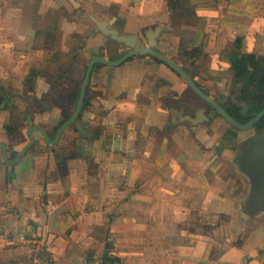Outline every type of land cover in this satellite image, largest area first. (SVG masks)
<instances>
[{
	"label": "crops",
	"instance_id": "1",
	"mask_svg": "<svg viewBox=\"0 0 264 264\" xmlns=\"http://www.w3.org/2000/svg\"><path fill=\"white\" fill-rule=\"evenodd\" d=\"M169 1L0 0L7 159L32 126L56 138L92 59L134 48L104 24L137 47L154 43L220 101L201 81L234 76L243 54L264 56V0ZM87 92L55 145L36 130L15 164L0 147V264H35L42 251L51 264H264V201L253 213L242 201L241 142L230 139L247 130L206 118V101L150 54L97 63Z\"/></svg>",
	"mask_w": 264,
	"mask_h": 264
},
{
	"label": "water",
	"instance_id": "2",
	"mask_svg": "<svg viewBox=\"0 0 264 264\" xmlns=\"http://www.w3.org/2000/svg\"><path fill=\"white\" fill-rule=\"evenodd\" d=\"M106 33L111 34L114 39L118 40L121 43H126L130 47H134L131 51L127 52L122 58H120L117 61H111L109 59H106L105 57H95L92 59L88 65V69L84 78V81L82 83L81 87V94L79 98L78 105L76 107V110L72 117L66 121L58 130L57 136L54 140H51L46 129L40 126H32L29 129V137H30V142L28 145L19 153L18 157L10 161L7 159V147L3 144L0 143V147H2L4 151L3 158L4 160L9 163V164H15L17 163L21 157L30 149V147L34 144L35 142V137L33 135V132L36 130H39L43 133L45 140L48 144L55 145L63 131L69 127L71 124L75 123L81 114L82 107L86 98V93H87V88L89 86V83L92 79L93 72L95 65L97 63H103L111 66H118L129 60L131 57L137 55V54H151L154 55L160 59H162L164 62H166L168 65H170L177 73H179L189 84V86L197 93L202 99H204L207 103L212 105L217 112L222 115L229 123H231L233 126L240 130H251L254 128L257 122H259L263 117H264V109L256 116L254 117L251 121L248 123L242 124L238 122L236 119H234L223 107L218 101H216L214 98L210 97L207 93H205L198 85L197 83L191 78V76L177 63H175L171 58L168 56L164 55L163 53L157 51L156 49L153 48L154 43L152 44L151 47H137V41L136 37L134 36H124L120 35L118 31L116 30H108ZM245 159L246 161L249 162L250 167L253 169V171L257 174L261 181V190L264 193V136L263 137H258L256 139H251L249 143L246 145L245 150ZM264 200V196L262 198Z\"/></svg>",
	"mask_w": 264,
	"mask_h": 264
},
{
	"label": "trees",
	"instance_id": "3",
	"mask_svg": "<svg viewBox=\"0 0 264 264\" xmlns=\"http://www.w3.org/2000/svg\"><path fill=\"white\" fill-rule=\"evenodd\" d=\"M169 3L174 5L175 1L170 0ZM125 54L126 53H124L122 56ZM134 57L135 56L131 57L130 59ZM155 58L161 62H164L162 59L156 56ZM235 66L236 69L233 77V81L236 85L234 89L235 93L233 94L234 97L229 99L228 107H225V109L234 119L242 124H245L251 121L264 109V56H259L256 54H243L239 59L236 60ZM83 81L84 80L77 84V88L69 100L70 109L64 111V119L61 122V126L72 117L76 110ZM204 92L206 93V91ZM90 98L91 97L87 92L81 114L79 115L77 121L82 117L83 110H85L89 105ZM215 100L224 107L222 101L218 99ZM207 105L213 108L216 113L220 115L212 105L209 103H207ZM253 129L257 131L258 137L264 136V117L256 123ZM106 261L108 262L110 260L106 259Z\"/></svg>",
	"mask_w": 264,
	"mask_h": 264
},
{
	"label": "rangeland",
	"instance_id": "4",
	"mask_svg": "<svg viewBox=\"0 0 264 264\" xmlns=\"http://www.w3.org/2000/svg\"><path fill=\"white\" fill-rule=\"evenodd\" d=\"M87 23H88V28L90 30L92 27L90 24V21L88 20ZM107 25L104 24V26H105L104 30L105 31H108ZM55 35H59V33H56ZM108 46H109V54L110 55L117 53L120 49L116 45L109 44ZM65 59L68 60V58H65ZM83 73H84V69L82 70V74ZM233 77L234 76H231L230 78L226 79L225 81L223 79L221 81H215V82H213L212 86H210V87H208L206 84V82L208 80L201 81L203 83V84L202 83L201 84L204 85L203 87L206 88L207 91H215L217 93H221L222 94L220 97L221 100L224 101L227 98L225 101V103L227 104L229 99L234 97L233 94L235 93L234 89H235L236 85L233 81ZM219 82L222 83L221 86L218 84ZM210 85H211V83H210ZM220 88H224V89L221 91ZM88 89H89V86L87 88V91H88ZM192 95H193V97H195V94H192ZM224 96H226V98ZM194 99H196V98H194ZM199 99H200V101H204V99H202L200 97H199ZM195 104H197V102ZM197 105L200 107L201 111L206 112L205 113L206 118L209 117V114L210 115L212 114L213 116L217 115L216 111L213 110V108L208 106L206 103L205 104L200 103ZM201 105L204 106L205 108L201 107ZM231 131H232L231 134L235 132L233 129ZM237 133H238V135H234V134H232V135L228 134V135L231 136L230 137L231 140H236L238 143L241 142L240 145L237 146V148L240 147L241 160L238 161V164L236 165L235 171L240 174V176L242 177L241 178V180H242L241 184L243 186L245 184L246 187L243 191H240V196H242L241 197L243 199L242 201H244L247 204L249 211L253 213V211H256L259 208V204H261L264 201L262 199L264 196V193L261 190L262 184H261L259 177L253 171V169L250 167L249 162L246 161V159H245L244 150H245L246 145L249 143V141L251 139L258 138V136H257V131H255L254 129L247 130V132H241V133L237 132ZM237 157L239 158V156H237ZM233 180H234V177H233ZM235 182L237 184H240L239 178L236 177ZM262 208H264V207H262Z\"/></svg>",
	"mask_w": 264,
	"mask_h": 264
},
{
	"label": "built area",
	"instance_id": "5",
	"mask_svg": "<svg viewBox=\"0 0 264 264\" xmlns=\"http://www.w3.org/2000/svg\"><path fill=\"white\" fill-rule=\"evenodd\" d=\"M35 264H51L48 255L42 251L41 255L35 260Z\"/></svg>",
	"mask_w": 264,
	"mask_h": 264
}]
</instances>
